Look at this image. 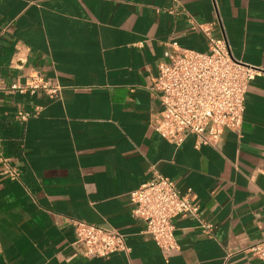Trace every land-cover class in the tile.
Listing matches in <instances>:
<instances>
[{
	"label": "crops",
	"instance_id": "obj_1",
	"mask_svg": "<svg viewBox=\"0 0 264 264\" xmlns=\"http://www.w3.org/2000/svg\"><path fill=\"white\" fill-rule=\"evenodd\" d=\"M199 25L260 72L242 127L197 147L153 128L149 87L169 43L209 51ZM35 77L59 94L11 88ZM0 152L18 173L0 161V264H264L247 250L264 240V0H0ZM156 172L199 205L169 252L133 214L131 192ZM73 219L120 230L129 250L77 254Z\"/></svg>",
	"mask_w": 264,
	"mask_h": 264
},
{
	"label": "built area",
	"instance_id": "obj_2",
	"mask_svg": "<svg viewBox=\"0 0 264 264\" xmlns=\"http://www.w3.org/2000/svg\"><path fill=\"white\" fill-rule=\"evenodd\" d=\"M209 40V51L200 52L169 43L168 59L158 66V74L149 87L160 101L152 120L153 128L169 142L180 145L190 135L197 147L218 145L225 130H239L244 122L245 99L249 83L259 68L236 60L224 37H216L210 27L199 25ZM21 93L43 90L49 96L59 94L61 86L42 77L26 84L14 83ZM27 119L28 114H21ZM4 171L16 178L18 173L0 152ZM133 214L144 222L142 234L154 240L164 252L178 247L175 220L180 216L198 217L199 205L190 188L183 189L173 179L156 172L131 192ZM76 240L73 247L84 257H106L127 251L126 235L120 230L85 220L73 219ZM202 229L212 234L213 224L202 222ZM248 251L264 255V240L251 244Z\"/></svg>",
	"mask_w": 264,
	"mask_h": 264
}]
</instances>
